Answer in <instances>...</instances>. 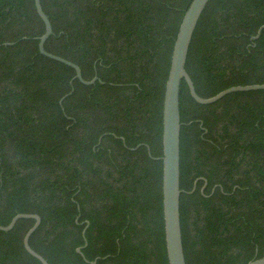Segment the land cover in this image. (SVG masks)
<instances>
[{
  "label": "trees",
  "instance_id": "obj_1",
  "mask_svg": "<svg viewBox=\"0 0 264 264\" xmlns=\"http://www.w3.org/2000/svg\"><path fill=\"white\" fill-rule=\"evenodd\" d=\"M41 1L46 50L97 79L41 53L35 0H0V225L39 214L50 264H169L164 98L192 0ZM186 69L202 97L264 84V0H210ZM181 123L187 264L262 257L264 89L202 104L183 80ZM34 224L0 230V264H43Z\"/></svg>",
  "mask_w": 264,
  "mask_h": 264
},
{
  "label": "water",
  "instance_id": "obj_2",
  "mask_svg": "<svg viewBox=\"0 0 264 264\" xmlns=\"http://www.w3.org/2000/svg\"><path fill=\"white\" fill-rule=\"evenodd\" d=\"M210 0H192L187 8L179 31L175 40L174 50L171 61V68L166 84L164 111H163V204L165 217V234L166 246L169 258V264H187L181 225V86L182 81L185 80L188 84L189 90L193 98L202 104L214 103L227 94L236 91H249L264 89V84L254 85H237L229 87L211 97H202L196 91V87L192 77L186 69V63L189 55L192 39L199 23V20L206 9ZM37 11L45 23L46 30L39 38V48L41 53L65 62L76 69V77L85 83H93L92 81L83 79L80 67L74 62L63 57L50 53L45 48V43L50 35L53 33L52 23L49 16L43 9L42 1L35 0ZM261 29L259 31V34ZM258 34V35H259ZM21 218L35 219V224L28 230L24 238V244L28 252L38 258L43 264H50L48 260L40 253L35 251L29 241L33 232L40 226L41 217L39 214L33 213H19L12 221L6 225H0V230H11L17 221ZM78 251L81 252L79 248ZM90 264H96L92 261ZM246 264H264V255L256 257Z\"/></svg>",
  "mask_w": 264,
  "mask_h": 264
}]
</instances>
